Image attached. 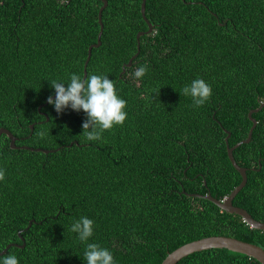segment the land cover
<instances>
[{"label": "trees", "instance_id": "obj_1", "mask_svg": "<svg viewBox=\"0 0 264 264\" xmlns=\"http://www.w3.org/2000/svg\"><path fill=\"white\" fill-rule=\"evenodd\" d=\"M107 1L102 45L87 71L116 82L128 118L102 141H87L82 110L43 105L55 95L51 80L84 76L103 1L0 0V129L10 130L17 146L59 149L15 150L0 137V252L25 244L5 255L20 264H86V245L69 230L82 216L94 221L88 243L107 248L115 264H162L170 252L209 236L264 249L263 231L189 195L222 201L242 182L226 130L230 147L247 139L249 112L264 102V0H147L154 29L141 37L125 72L149 26L142 0ZM142 64L149 71L136 80L131 74ZM197 78L212 87L198 108L180 93ZM253 117L251 143L234 151L248 182L233 203L264 222V108ZM178 264L260 263L211 249Z\"/></svg>", "mask_w": 264, "mask_h": 264}, {"label": "clouds", "instance_id": "obj_2", "mask_svg": "<svg viewBox=\"0 0 264 264\" xmlns=\"http://www.w3.org/2000/svg\"><path fill=\"white\" fill-rule=\"evenodd\" d=\"M149 71L147 64L134 68L132 77L142 79ZM55 90V99L48 97L47 102L54 105L57 113L65 109L83 111L87 119L82 124L83 136L87 141H102L103 133L117 126H123L128 118L127 101L123 99L116 88V82L105 74H88L87 77L72 73L69 82L51 80ZM67 84V87H65ZM160 91V90H159ZM182 96L192 99L193 107H202L212 96V87L204 79L197 78L185 85L180 91ZM159 94V93H158ZM40 139L45 138L46 132L41 129L36 134ZM6 170L0 168V181H4ZM70 231L78 234L80 242L86 245L83 259L86 264H115L113 254L98 243H88L94 235V221L86 216L75 220ZM0 264H20L14 254L0 257Z\"/></svg>", "mask_w": 264, "mask_h": 264}, {"label": "water", "instance_id": "obj_3", "mask_svg": "<svg viewBox=\"0 0 264 264\" xmlns=\"http://www.w3.org/2000/svg\"><path fill=\"white\" fill-rule=\"evenodd\" d=\"M103 1L104 5L101 7L100 11H99V23L101 24V29L98 35V42L96 44H93L89 47L88 50V57L87 60L85 62V67H84V76L85 78L88 75V64L91 60V56H92V51L94 48H99L102 45V35L104 33V24H103V12L104 10L108 7V1L107 0H101ZM146 3L147 0H142V8H141V12L143 15V18L145 19V21L147 22L149 29L148 31H143L140 32L137 36L138 39V53L136 55H134L131 60L129 61V63H127L124 66V70L123 72H125V68L126 67H131L133 65V61L137 58V56L139 55L140 51H141V37L146 35V34H151L153 32L154 26L149 22V20L147 19L146 16ZM53 99H55V95L52 96ZM49 103L46 102L43 106L48 105ZM40 107V110L42 109V107ZM264 108V102H262L259 106V108L257 109H253L249 112V119L252 121L253 125L249 131L248 137L247 139L237 143L235 146L230 147L229 145V139L231 137V133L227 132V138H226V143H227V149H228V155L229 158L233 164V166L235 167V169L241 174L242 176V182L240 183L239 186H237L233 192L226 197L224 200H218L216 198H214L211 193H209L206 196H202V195H193V194H189L190 196L193 197H200V198H204L207 199L211 202H213L215 205H217L219 208H221L222 210L231 213V214H237L239 216H241L244 221L253 229H257V230H261L264 232V222H260L255 220L252 215L245 209L237 207L234 205V199L237 197V195L245 188V186L247 185L248 182V174H247V169L243 168L241 166L238 165V163L235 160V156H234V151L236 149H238L240 146H242L243 144H249L252 141L253 138V133L255 128L257 127V120L253 117V115L255 113L260 112L262 109ZM49 120V119H47ZM31 129L32 131L34 130V125H31ZM2 135H7V137L10 139V144L12 149H26V150H32V151H37V152H44L46 154H49L51 152H55L58 151L57 150H45V149H41V148H30L28 146H17V140L18 138L15 137L13 135V133L6 129V128H1L0 129V137ZM261 168V166H260ZM32 224V223H31ZM31 224L29 227H31ZM16 245L17 247H21L23 248L25 246L22 245H17V244H10L6 247L5 250H3L2 252H0V256H3L7 253V251L13 246ZM211 249H228L230 251L233 252H237V253H241L244 255L249 256L250 258H253L254 260H256L257 262H259L260 264H264V249L261 246H258L256 244L253 243H249V242H245L242 240H239L237 238L234 237H230V236H209V237H205L199 240H195L192 242H189L187 244H184L183 246L177 248L176 250H174L173 252H170L168 254V256L164 259V261L162 262V264H178L180 261H182L184 258L194 254V253H198V252H202V251H207V250H211Z\"/></svg>", "mask_w": 264, "mask_h": 264}]
</instances>
